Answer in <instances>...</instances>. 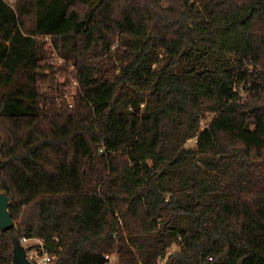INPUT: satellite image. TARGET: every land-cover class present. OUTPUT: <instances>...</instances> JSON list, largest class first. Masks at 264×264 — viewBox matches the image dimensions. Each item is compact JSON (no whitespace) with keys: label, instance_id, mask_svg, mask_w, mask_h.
<instances>
[{"label":"trees","instance_id":"obj_1","mask_svg":"<svg viewBox=\"0 0 264 264\" xmlns=\"http://www.w3.org/2000/svg\"><path fill=\"white\" fill-rule=\"evenodd\" d=\"M15 1L0 0V264L12 237L51 264L115 248L120 264H264V0Z\"/></svg>","mask_w":264,"mask_h":264},{"label":"rangeland","instance_id":"obj_2","mask_svg":"<svg viewBox=\"0 0 264 264\" xmlns=\"http://www.w3.org/2000/svg\"><path fill=\"white\" fill-rule=\"evenodd\" d=\"M50 59L51 58H48V59L46 58L45 60H42L41 62L43 65L46 66L48 65V62H50ZM59 65H60V62L54 65L56 67L55 82L60 83L58 85H61V89H62V92L64 93L63 95L66 97V100L73 104V96L76 94L78 90V81L76 80V77L74 75V72H75L74 67L70 64L69 66H67L65 71L64 70L60 71V69L57 71V67ZM239 90L243 94V96L246 95V91L243 88H240ZM211 117H212L211 113L207 114L205 121H209ZM185 146L193 147L194 146L193 140L186 141ZM121 225L122 224H119V226ZM113 235L115 236L116 234H113ZM36 243L37 241H34V240L29 241L28 243L27 242L23 243L27 250V256H28V253L33 254V255L36 254V252L33 251V249H36V246H37ZM176 248H177L176 245H172L170 248L167 249V251L170 253V252H173ZM108 255H109L108 264H120V258H119V254L116 248L112 252L108 253ZM165 260H166V257L158 258L155 264H165ZM139 264H142V263L139 262Z\"/></svg>","mask_w":264,"mask_h":264},{"label":"water","instance_id":"obj_3","mask_svg":"<svg viewBox=\"0 0 264 264\" xmlns=\"http://www.w3.org/2000/svg\"><path fill=\"white\" fill-rule=\"evenodd\" d=\"M1 168V164H0ZM9 198L0 188V228L6 229L14 225V221L11 217V214L8 210ZM13 243V255L12 263L13 264H33L26 254V249L21 243L20 239L12 237Z\"/></svg>","mask_w":264,"mask_h":264},{"label":"built area","instance_id":"obj_4","mask_svg":"<svg viewBox=\"0 0 264 264\" xmlns=\"http://www.w3.org/2000/svg\"><path fill=\"white\" fill-rule=\"evenodd\" d=\"M6 4H8L13 10H15V0H3ZM46 39H48L46 37ZM63 59L62 57H60L58 54H54L53 57L50 59V63H54V64H57L59 62H61ZM264 65V63H263ZM69 105L71 106L72 103L69 102ZM206 118L202 119L201 120V125H200V128L203 129L205 126H207V122L208 121H205ZM190 140H193V139H190ZM195 142V139L193 140V143ZM37 241L36 244H39L40 246L42 245V240L38 239V238H26V237H23L20 241L21 243L23 244L24 242H29V241ZM24 245V244H23ZM25 247V246H24ZM33 251L36 252V254H30L28 253V258L29 260L33 263V264H51V261L55 258V255L52 254V253H49L47 252L45 249H43L42 247H40L39 249H33ZM27 254V252H26ZM104 258L106 260V264H108V261H109V255L106 254L104 255Z\"/></svg>","mask_w":264,"mask_h":264}]
</instances>
